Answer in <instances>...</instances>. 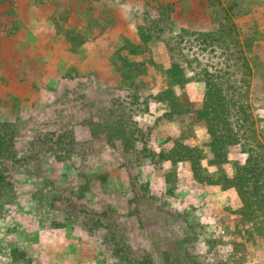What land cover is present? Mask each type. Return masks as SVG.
I'll return each instance as SVG.
<instances>
[{"label":"rangeland","instance_id":"rangeland-1","mask_svg":"<svg viewBox=\"0 0 264 264\" xmlns=\"http://www.w3.org/2000/svg\"><path fill=\"white\" fill-rule=\"evenodd\" d=\"M170 1L184 8L178 17L182 28L154 34L148 53L134 58L149 73L139 75L131 88L121 82L119 49L124 39H138V25L159 18L156 7L167 0H152L149 6L148 0H0V124L16 126L18 158L41 129L80 124L97 105L108 109L106 100L119 97L131 104L125 107L131 119L150 134L153 151L169 153L179 143L203 155L196 171L191 161L159 157L142 158L129 170L119 148L110 147L66 162L47 158L39 168L17 163L13 190L0 201V264H129L110 254L106 231L90 233L76 216L58 208L56 199L65 197L90 209L115 210L128 242L154 264L182 261L185 253L210 264H264V236L254 232L251 222L238 220V197L208 182L223 172L232 174V164L246 158L241 147L228 148L229 164L215 165L210 134L197 112L173 114L154 98L146 104L153 84L164 81L159 90L167 86L163 70L172 55L197 59L191 70L186 65L192 79L184 92L191 101L204 99V83L196 76L203 67L225 70L239 84L238 57L243 55L253 71L244 101L255 133L248 129L246 134L264 146V0H227L242 11L236 20L240 47L216 33L207 43H201L202 37L194 40L193 31L204 30L189 20L196 13L192 9L207 0ZM180 30L185 37L177 44ZM244 89L238 87L237 99ZM74 128L76 137L84 138L85 128ZM189 219L197 225L196 240L183 231L182 221Z\"/></svg>","mask_w":264,"mask_h":264},{"label":"trees","instance_id":"trees-1","mask_svg":"<svg viewBox=\"0 0 264 264\" xmlns=\"http://www.w3.org/2000/svg\"><path fill=\"white\" fill-rule=\"evenodd\" d=\"M148 1L150 2H147V6L150 5L152 0ZM182 1L185 2V0ZM178 2L167 0V3H159L156 7L159 11V18L152 20L151 24L138 25V39H124L125 45L120 47L118 53V60L119 62L121 60L122 63L120 62L117 65L121 74L124 75L125 79L121 82L125 86L130 85L131 88H134L132 85L137 84L134 80L141 74L144 77L149 73L150 68L143 66V63L139 61H134V58L136 59V57L148 53L149 43L154 38V34L165 33L169 29L175 32L174 28L179 29L181 20H178V17L184 14V11H182L184 8L179 7ZM226 2L225 4L223 0H207L206 5H195L192 11L196 13L191 15L189 20H195L193 24L196 28L204 30L193 31L195 41L202 37L201 43H207V38H214V33H216L225 36V38L233 39L236 42L234 46L237 44L240 47L241 31L237 27L236 20L237 17L242 16V11L231 1L228 3L226 0ZM215 27L217 29L212 31ZM181 36L185 37L181 30L178 34L176 32L175 43L180 44L184 40V37ZM169 46L171 47L169 49H174V46L170 43ZM171 57V65L163 70L167 86L159 90L164 85V81H162V85L159 83L156 85L151 84L152 92L146 98V104L149 98H154L160 103L167 104L173 114H183L188 111L197 112L201 127L207 129L210 134L209 148L213 154V164L215 165L224 166L229 164L228 148L232 146L241 147V153L246 158L241 164H232V174L229 175L223 172L222 175L216 177L217 180L211 178L208 179V182L219 184L224 191H232L238 197L239 208L237 214L241 216L238 220L251 222L254 232L264 236V146L260 141L253 144L255 138L246 134L248 129L251 130L250 133H255L252 132V122L249 123L251 121L250 110L244 101V96L249 93L247 87H249L253 73L248 60L243 55L238 57L240 59L238 60V70L241 73L239 71L236 73L241 75L240 83L235 80L239 84L231 82V74L225 70L210 71L208 67H203L202 70L196 72L198 80L204 83L205 96L202 101H191L184 90L185 85L192 79L188 77L187 70L193 68V63L197 62V59L195 58L193 62V59L182 57L185 62L183 63L180 61L182 60L181 57L175 58L174 55ZM151 65L158 68L153 61H151ZM186 65L188 69H186ZM177 87L183 91L178 93ZM238 87L246 89H244L245 94L243 96L239 95L237 99L234 93L238 92ZM110 100H106V103L109 104L108 109L97 105V111L90 113L83 121H80V124H68L66 129H63L64 124L61 123L54 126L55 129L45 131L41 129L30 141L26 150L27 154L20 158H18L16 145L18 134V131H15L16 126L14 127L13 123L9 122L1 123L0 201L13 190L12 167L15 168L17 163L27 165L32 163L39 168L47 158L66 162L74 159L78 154L83 155L85 158L92 153L99 154L108 147L119 148L123 166L129 170L135 163H139L142 158L153 159L155 157L171 161H191L193 167L196 168L194 170H198L200 158L203 156L199 153V150L197 152L189 146L177 143V147L169 153L166 151L156 153L148 145L150 134L143 132L142 126L131 119V114L125 108L131 104L125 100H120V97ZM90 105L93 106L94 102H91ZM78 125L83 126L87 131L82 139L76 137L74 127ZM242 138H244V141H241ZM139 142H141V147H139ZM199 180L203 182L204 179L199 177ZM65 198L56 199L59 204L58 208L65 210L69 215L76 216L82 228L90 233L106 231L107 236L104 238V242L112 256L129 264H154V260L150 255L135 250L128 242L125 234L126 229L120 223L115 210L107 208L98 211L87 208L85 205L75 204L71 197ZM2 218V212L0 211V220ZM182 224L184 226L183 231L186 232L185 236L196 240L195 235L198 232L196 231L195 221L184 220ZM185 256L184 260H177L173 264H210L206 260L201 261L197 257L189 256L188 253H185ZM216 264L225 263L219 262Z\"/></svg>","mask_w":264,"mask_h":264}]
</instances>
